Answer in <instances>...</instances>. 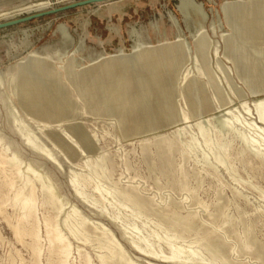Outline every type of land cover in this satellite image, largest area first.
<instances>
[{
	"label": "rangeland",
	"instance_id": "rangeland-1",
	"mask_svg": "<svg viewBox=\"0 0 264 264\" xmlns=\"http://www.w3.org/2000/svg\"><path fill=\"white\" fill-rule=\"evenodd\" d=\"M26 1L29 0H0V9L13 7ZM69 1L72 0H51L50 7ZM195 2L201 4L205 13L204 34L208 38L210 36L219 38L221 31L227 32V37L221 38L222 46L217 52L222 62L229 68V79L234 83L239 94L241 95V91L244 95V98L239 99L229 89L226 79L219 81L218 70L214 65L212 66L215 57L211 59L209 56L204 65L207 67L214 89L219 93L221 100L215 101V104L209 108L217 113L221 110L227 117L231 116L230 120L233 121L235 128L245 132L250 138L251 136L257 138L256 145L264 151V124L260 123L257 111L252 104L253 98L259 94L264 96V44H255L245 40L238 29L239 26L244 28L246 23L240 21V16L247 13L258 15V4H264V0H239L237 2L233 0H195ZM180 3L181 0H109L74 7L0 29V74L4 81V84L0 86L2 93L0 95L7 94L9 91L7 82L10 75L17 72L20 60L27 57L32 50L39 54L49 53L56 58L54 51L60 49L65 51V54L57 62L59 64L58 73L55 72L53 76L46 75L45 82L49 85H61L68 103L65 116L54 120L55 123L47 132L40 128L44 120L35 121L29 118L28 120L27 117L18 113L15 115L20 123H26L21 124L26 126L30 132L33 129L31 133L40 146L47 149L52 148L50 150L57 156L53 155L56 158V164H54L22 142L12 123L14 117L6 113L5 104L0 99V137L3 142L11 143L12 149L16 151L18 158L20 157L22 175L25 174L26 178L31 175L29 172L26 173V165H32L39 173L47 175L54 184L59 200L62 199L64 204L62 211L55 218L57 208L53 204L44 202L46 195L40 186L37 187L39 183L36 182L35 213L32 211L31 215H22L20 200H13L15 194L19 192L20 185L18 184H21V181L10 164L4 162L2 165L3 158L0 157V264H50V262L51 264H85L87 256L91 259L90 264H112V261L101 262L97 256L107 251L103 245L106 238L99 237L102 232L106 236L113 237L114 241L117 239L115 243L129 260L133 258L142 264H152L150 262L152 258L139 252L128 237L137 236L138 233L145 234L152 248L155 247L157 251L162 250L161 252L168 253V245L164 242L158 245L159 242H155L154 239L157 240L159 237L164 239L166 234L172 235L176 231L166 229L164 225H158V218L154 212L134 216L137 210L122 196L121 190L124 189L131 190L141 197L144 196L157 206L172 208L170 213L175 209L181 215L194 214L196 229L183 232V237L177 238L175 242L186 248L198 249L201 263L210 261V258L206 248L194 240L209 231L211 235H220L226 241L224 243L225 254L231 262L264 264V253H262V258L257 257V252L254 250L255 244L249 241L243 244L240 242L246 234L245 226L249 224L251 226L250 237L264 251V164L249 153L233 154L229 163H220L223 150L214 147L211 151L207 146L204 147V131L191 122L190 118L187 119V131L180 135L185 139L192 138V136L196 139L198 147L193 152L181 154L178 149L165 152L161 148L142 147L140 137L145 128L132 122L131 117L134 115V110L130 109V100L117 105L113 115L115 118L109 119V112H106L98 101L87 100L73 81L71 72H75L78 66L106 64L114 67L118 72L124 71L134 88H137L136 74L150 78L143 67V57L148 50V44H156L159 41V43L167 44L172 52L178 38L184 36L191 47L195 45L192 37L195 32V19L200 20L203 15L193 11L189 5L190 19H188ZM169 11H171L169 14L171 20L168 16ZM30 12L34 11L21 12L14 17ZM171 16L176 18L177 25L173 23ZM153 21L158 23L155 25L157 29L151 26L150 23ZM212 22L217 28L216 34L213 33L211 27ZM60 23L72 35L70 39L62 38ZM263 24L264 20L257 22L261 30ZM132 26L140 32L143 40L152 43L145 45L137 40L133 42L135 37L130 33ZM226 42L225 56L223 53ZM235 46L238 49H235ZM253 47L256 49L254 50ZM72 51L76 67H70L71 71L70 69L65 70L61 65L67 64V60L71 59ZM236 54L238 58L235 57ZM48 64L50 72L53 64L51 62ZM192 71L195 72V69L192 68ZM19 87H21V80ZM208 94L209 99L212 100L209 92ZM53 95L59 100L56 92ZM176 97L181 102L184 101L181 95L166 96L162 92L152 90L149 106L155 109L158 100L160 107L166 111L168 98H170L174 108L178 109ZM12 98L20 111L23 110L24 105H27L26 101L17 94H14ZM46 109L49 111V105H46ZM122 112L126 114L122 116ZM155 112V120L160 123V131L167 134L172 133L173 125L164 122L160 110L156 109ZM212 122L216 123V118H213ZM255 124L261 126V130ZM69 129L71 131H68ZM212 129H214L212 136L214 132L217 133V130L223 132V129L217 125ZM88 135H94L97 145L102 150L103 159L99 164H96L98 160L96 152L90 154L87 162L84 155L77 154L79 149L73 144L78 140L86 139ZM223 141V138L222 141L219 140L218 146H221ZM54 142L66 143L70 148L69 152L64 155L59 148L53 145ZM240 145L239 139L233 137L229 151L235 152ZM166 161L172 162V165H168ZM160 167H164L162 169L164 172H161ZM181 169L188 173L186 180ZM96 171L100 177L94 176ZM75 174L80 184V193L75 191L70 182L71 176ZM184 181L187 185L182 188L181 183ZM106 190L109 191L105 193ZM66 211L69 212L70 223L77 218L76 214L85 221L86 233L79 234L76 238L70 235L62 222ZM46 219L52 222L53 220L54 222L59 221L62 231L70 238L71 253L66 263L63 261L62 254L57 250L58 248L49 244L43 223ZM226 219H230V223L225 222ZM77 245H79V251ZM153 260L160 264H178ZM217 263L227 264L221 261L214 262V264Z\"/></svg>",
	"mask_w": 264,
	"mask_h": 264
},
{
	"label": "bare ground",
	"instance_id": "bare-ground-1",
	"mask_svg": "<svg viewBox=\"0 0 264 264\" xmlns=\"http://www.w3.org/2000/svg\"><path fill=\"white\" fill-rule=\"evenodd\" d=\"M106 1L109 0H105L101 2H106ZM233 1L237 2L239 0H233ZM95 3H100V2H95ZM50 4H52L51 0H29L21 4L15 5L13 7L0 9V19L11 18L21 12L43 10L49 8ZM189 5L191 6V9L193 11L203 15L200 18V20L195 19V32L192 34L193 35L192 37L194 38L193 40L195 41V45L191 47L184 36L178 38L176 47L173 48L172 52L170 51L169 46L167 44L161 42L159 43V41L156 44H148V50L146 51L145 56L143 57V67L147 71L150 78L148 79L143 75L136 74L135 80L137 83V88H134V86L132 85V83L130 82L129 78L126 76L124 71L118 72L114 69V67L106 64L105 65L89 64L86 65V67L78 66V69L75 72H71L74 78L73 81H75V86L81 90L82 94L85 96L87 100L98 101L100 106L104 108L106 112H109L110 114V116H108L109 119L115 118L113 115L115 113V108L117 107V105H121L126 100H130L131 101L130 109L134 110V115H132L131 117L132 122L136 125H141L145 128L144 133L140 137V145L142 147L147 146L149 148L151 147L152 148L156 147L158 149L161 148L165 152L168 151L171 152L175 149H178L180 150L181 154L193 152L198 147L196 139L193 136L192 138H188V139L182 138L181 136L182 132H184L185 134V131H187V127H186L188 126L187 119L190 118L189 120H191V122H194L199 129H202L204 131V138H203V141L205 143L204 147L207 146L209 150L213 149L214 147H219L220 149L223 150V154L221 153L222 160L220 161V163L221 162L223 164L229 163L230 162L229 159L232 157L233 154L242 155L243 153L245 154L249 153L251 154V156L259 160L261 164H264V151L263 148L256 145L258 141L257 138H253V136H251L250 138L245 134V132H241L240 130H237L235 128L233 121L230 120L231 116L227 117L226 115H224V113L221 110H219V113H217L214 110L211 111L209 108L210 106L215 104V101L217 102L221 101L219 98V93H217V91L214 89L213 86L214 84L210 78L207 67H205L204 65L205 63H207L209 56L211 57V59L215 57V61H212L213 63L212 66L214 65L218 70L217 77L219 81L222 82L223 79H226L229 89L232 90L235 96H237L239 99L244 98V95L242 94L241 91L240 93L242 96L239 94V92L236 89V86L229 79V68L222 62L221 57L217 52L218 50L221 49L222 46L221 38L225 39V37H227L228 35L226 34L227 32L221 31L219 38L215 36L213 37L210 36L208 38L206 34H204L206 22H205V13L203 12L201 4L195 2V0H181L180 7L183 9L188 19H190V10L188 8ZM258 5H259L258 15L247 13L240 16V21L241 22L244 21L246 23L244 28H241L239 26L238 29L240 30L241 35L245 38V40L251 41L255 44H264V24L262 26L263 28L262 30L257 25V22L259 20H264V4L260 3ZM171 17L173 23L177 25L178 22L176 18L173 16ZM60 27L62 29L61 31L63 34V38L70 39L71 38L70 32L61 23H60ZM152 27H155V24H153ZM211 27L213 29V33L216 34L217 28L213 22ZM236 29L237 28H235V30ZM236 32H238V30H236ZM234 39L236 40V38ZM226 44L227 42L224 43L225 51L223 53L225 56H226L225 52L227 51ZM256 48H254V50ZM235 49L238 48H236L235 46ZM54 54L57 56L56 58L52 57L49 53L39 54L35 50H32L27 55V57H23L20 60V63L17 65V72L15 74H11L8 79L7 87H9V91L8 92L6 91L7 92L6 95H0V99L5 104L6 113L14 117L12 123L14 129L18 133L22 142L25 143L32 151L42 155L43 157L46 158V160H49L52 163L56 164L55 163L56 158L54 157L56 155H54L50 150L52 148L47 149L40 146L39 145L40 143L37 142L38 140H36L35 136L31 133L33 129L30 132L29 129L26 128V126L21 124L24 122L20 123V121L17 120L18 117L17 118L15 117L16 113H18L20 115L25 116V118L27 117V119L29 118L35 121H39L40 119H42V121L44 120V124L40 126V128L41 130L47 132L48 129L55 123L53 122L54 120H57L58 118L65 116L66 110L68 109L67 107L68 103L66 102L67 100L66 97L64 96L65 93L63 92L62 87H60L61 85L60 86L49 85L47 84V82H45L46 75L53 76L55 72L58 73L57 66H59V64H57V62H59V60L64 56L65 51L63 52L62 50L57 49L54 51ZM73 55L74 52L72 51L71 59L67 60V64L65 65L60 64L63 69L65 68V70L66 69L69 70L70 67L72 68L76 67V61L74 60ZM235 57H237V54ZM48 62H51L53 64V68L51 69L50 72H49ZM189 64H191V66H188ZM192 68L195 69L196 74L195 72L192 71ZM202 77H205V79H202ZM20 80H21V87H19ZM2 84H4V81L0 74V86ZM152 90L162 92L163 95L166 96L181 95L182 97H184V101L181 102L176 97L178 103V109H175L172 103V99L168 98L167 110L164 111L160 107L159 101L157 100L156 108L154 109L149 106V98ZM207 90L210 93L212 100L209 99V94ZM54 92H56V94L59 95V100L53 95ZM0 94L2 93L0 92ZM14 94H17V96L23 98V100L26 101L27 103V105L23 106L22 111L19 110L17 104L12 98ZM252 102L254 108L257 111L260 123L264 124V96L259 94V96H256L255 98L252 99ZM46 105H49V111L46 109ZM156 109L160 110L164 122L171 123L173 125L174 130L172 133L167 134L160 131V123L159 121L155 120ZM124 114H126V112H122V116H124ZM213 118H216V123L214 124L212 122ZM20 119H22V117H20ZM237 121H239V119ZM216 125L220 126L223 129V132H221L220 130L219 132L217 130V133L214 132V135L212 136L214 130L212 128L216 127ZM255 126L258 129L261 128V126H258L256 124ZM68 127L70 128V126ZM68 131L71 130L69 129ZM225 134L229 135V137H227ZM183 137H185V135ZM233 137L238 138L241 143L239 149H237L235 152L229 151L230 146L232 145ZM222 138L224 140L223 144L222 145L220 144L221 146H218V141L219 140L222 141ZM263 140H264V136H263ZM73 144L77 146L79 149L77 154L84 155L87 162L90 154L94 152L97 153L98 160L96 164H99L103 159L102 150L97 145L96 138L94 137V135H88L86 139L78 140ZM53 145L59 148V150L64 155H66L69 152L70 148L66 143L54 142ZM0 149H1L0 157L3 158L2 165H4V162L10 164L12 166L11 168H13L16 171L18 179L21 181V184H18L20 185L19 192H17L16 194L14 193L15 198H13V200L14 199L20 200V208L22 209L21 211L23 212L22 215L23 214L24 216L31 215L30 213L32 211H34L35 213L34 209L36 204V186H37L36 182H38L39 185L37 187L40 186V188L44 191L46 195V200L44 202L48 204H53L57 208V215H55V218H57L58 214L62 211L64 204L61 201L62 199L59 200L58 193L55 190L54 184H52V182L49 180L50 178H48V176L45 174L39 173L32 165L30 166L29 163L31 162L27 163L29 166H27L25 163L26 165L25 167H27L25 168L27 171L26 173L29 172L31 175H29L30 176L29 178L24 177L25 174L24 176L22 175V170H23L21 166L22 161L19 160L20 157L18 158L16 151L12 149L11 143L3 142L2 137H0ZM161 149L159 151H161ZM144 151L145 150H143V153L145 154ZM156 162L157 161H155V163ZM158 163L157 165H159ZM166 163L168 165L170 164L172 165V162L170 161H166ZM162 169H164V167L161 168V172H164L162 171ZM207 170L208 168L206 169V172ZM180 171L184 179L186 180L188 176L187 171H185L184 169H181ZM94 176L100 177L97 171H96V175L94 174ZM70 182L74 187L75 191L77 193H80V188H79L80 184L76 179V174L75 176L73 175L71 176ZM186 185H187L186 181L181 183L182 188H185ZM108 191L106 190L105 193H107ZM121 194L126 200L131 202L132 205L136 208L137 211L134 214V216L137 217L140 216V214H148L150 212H154L158 218V222H157L158 225L160 226L164 225L166 229H171L172 231L173 230L176 231V233L174 232L175 234L172 235L166 234L164 239H162L161 237H159V239L157 240L154 239L155 242H159L158 245H160L162 242L166 243L169 247L168 253L161 252L162 250L157 251L154 249L155 247L152 248L151 247L152 244L150 243L147 235L145 236V234L142 235L138 233L137 236L128 237L129 241L135 246V248L139 252L152 258V260L150 261L152 264H160V263H156L153 259L158 260L160 262H165V263L175 262L178 264H214L215 261L226 262L227 264H240V263L231 262L230 261L231 259L229 260V258L225 254L226 251L224 248V243L226 241H224V239L220 235L219 236L211 235L212 233H210L209 231L201 235L199 234L200 236L196 240H194L195 242H198L199 244H201V246H204L206 248L205 250H207L210 258V261L208 262L203 261L201 263L199 261V259H201V256L198 249L186 248L183 245L176 244L175 240L177 238L183 237V232L193 231L196 229L194 214L187 213L185 215H181L175 209L173 212L170 213L172 208L170 209L166 207L157 206L149 199L144 198V196L141 197L139 194H136L131 190H125V189L121 190ZM75 216L77 218L74 220V222L70 223L69 212L66 211L62 219V222L66 226V229H68L70 235L73 236L74 238H76L79 234L86 233L85 221L82 218L78 217L77 214ZM225 222L230 223V219H226ZM43 223L45 224L44 228L46 229L49 244L53 247L56 246L58 248L57 250H59V252L62 254L63 261L64 263H66V260H68L71 253V242L69 240L70 239L69 236L66 235L64 231H62L59 221L54 222L53 220L52 222L50 219H46L45 222ZM245 227H246V234L243 239H240L241 244H243L246 241L252 242L253 244H255L254 250L257 252V257L262 258V253H264V251H262L261 247H258L256 242L250 237L251 226L249 224H246ZM36 235H38V233H36ZM99 237L106 238V241H104L105 244L103 245L104 247H106L107 250V251L105 250L106 251L105 253L101 252L97 255L98 259L101 262L112 261V264H142L137 262L136 260H133V258L129 260L125 256L123 250L115 243L117 239L116 241H114L113 237L106 236L105 233L103 232ZM35 243H37V241ZM124 248L125 247L123 246V249ZM77 250L79 251V245H77ZM90 262H91L90 257L88 256L85 257V264H90Z\"/></svg>",
	"mask_w": 264,
	"mask_h": 264
},
{
	"label": "water",
	"instance_id": "water-1",
	"mask_svg": "<svg viewBox=\"0 0 264 264\" xmlns=\"http://www.w3.org/2000/svg\"><path fill=\"white\" fill-rule=\"evenodd\" d=\"M101 1H105V0H72V1H69L61 5H55V6H51L49 8L43 9V10L26 13L25 15H22V16L3 19V20H0V29L10 27V26H13L19 23L27 22V21H30V20H33L35 18H39L42 16H47V15L63 12V11H66L74 7L87 5V4H91L95 2H101Z\"/></svg>",
	"mask_w": 264,
	"mask_h": 264
},
{
	"label": "crops",
	"instance_id": "crops-1",
	"mask_svg": "<svg viewBox=\"0 0 264 264\" xmlns=\"http://www.w3.org/2000/svg\"><path fill=\"white\" fill-rule=\"evenodd\" d=\"M170 12L171 11H169L168 12V16H169V20H171L170 19ZM151 24V26L153 25V24H155V25H157L158 23L157 22H155V21H153V22H151L150 23ZM154 28V27H153ZM154 29H157V26L154 28ZM130 33L135 37L134 39H133V42H134V40H137V41H140V42H143V44H148V43H152V42H150V41H146V40H143L141 37V34H140V32L134 27V26H132V28H131V30H130ZM71 37H72V35H71ZM62 38H63V36H62Z\"/></svg>",
	"mask_w": 264,
	"mask_h": 264
}]
</instances>
